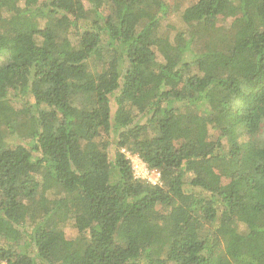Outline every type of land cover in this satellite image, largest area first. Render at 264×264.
<instances>
[{"label": "trees", "instance_id": "16d2710c", "mask_svg": "<svg viewBox=\"0 0 264 264\" xmlns=\"http://www.w3.org/2000/svg\"><path fill=\"white\" fill-rule=\"evenodd\" d=\"M0 104V264H264V0H0Z\"/></svg>", "mask_w": 264, "mask_h": 264}, {"label": "built area", "instance_id": "2783aa9c", "mask_svg": "<svg viewBox=\"0 0 264 264\" xmlns=\"http://www.w3.org/2000/svg\"><path fill=\"white\" fill-rule=\"evenodd\" d=\"M127 158L131 161L134 176L138 180L146 181L152 185L161 184V173L156 170H151L137 156L127 154Z\"/></svg>", "mask_w": 264, "mask_h": 264}, {"label": "rangeland", "instance_id": "374dc122", "mask_svg": "<svg viewBox=\"0 0 264 264\" xmlns=\"http://www.w3.org/2000/svg\"><path fill=\"white\" fill-rule=\"evenodd\" d=\"M223 22V21H222ZM221 22V25H230V20L225 21L224 23ZM0 112H8L11 115H18L19 113H21L22 111L19 110L18 108H15L13 106H9V104H5V105H1L0 104ZM66 237L70 240V239H74L76 237V232L75 230L71 229V228H67L66 229Z\"/></svg>", "mask_w": 264, "mask_h": 264}]
</instances>
